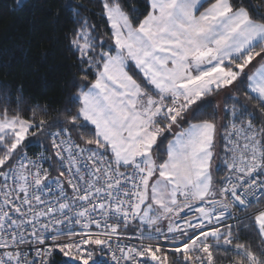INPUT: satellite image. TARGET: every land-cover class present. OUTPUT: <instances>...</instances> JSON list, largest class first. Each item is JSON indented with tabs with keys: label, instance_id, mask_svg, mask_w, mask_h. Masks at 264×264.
<instances>
[{
	"label": "snow or ice",
	"instance_id": "snow-or-ice-1",
	"mask_svg": "<svg viewBox=\"0 0 264 264\" xmlns=\"http://www.w3.org/2000/svg\"><path fill=\"white\" fill-rule=\"evenodd\" d=\"M129 9L100 0L105 36L64 5L79 73L53 119L22 115V97L9 114L0 92V264H264V0ZM132 225L136 246L121 244Z\"/></svg>",
	"mask_w": 264,
	"mask_h": 264
},
{
	"label": "trees",
	"instance_id": "trees-1",
	"mask_svg": "<svg viewBox=\"0 0 264 264\" xmlns=\"http://www.w3.org/2000/svg\"><path fill=\"white\" fill-rule=\"evenodd\" d=\"M67 2L68 0H29L20 8L16 0H0V92L10 90L13 103L9 106V114L16 109L18 97L23 98L20 107L23 109L21 114L25 116L30 115L29 107L41 105L48 107L49 115L45 118L51 120L57 115V110L63 108L68 85L73 75L79 73V69L75 67V57L69 51L68 41L65 39V33L73 26L64 11ZM75 2L87 6L89 11L85 14L97 25L100 34H110L108 23L100 15V0ZM130 3L132 7L139 9L137 16L144 13L148 6V0H130ZM122 4L125 11L130 12L129 0H122ZM129 71L141 80V74L131 64ZM18 88H22V91H17ZM73 138H77L76 133H73ZM163 138L158 140L159 150L156 154L160 156L164 155L171 136ZM220 145V153L223 155L222 139ZM32 147L38 146L33 145L27 150ZM46 147L47 143L44 142L39 148L46 150ZM220 167L223 168L222 165ZM221 175L222 173L216 172V177ZM241 240L251 242L253 246L259 242L254 230L242 235ZM51 261L54 264H65V258L58 253L53 255Z\"/></svg>",
	"mask_w": 264,
	"mask_h": 264
},
{
	"label": "built area",
	"instance_id": "built-area-1",
	"mask_svg": "<svg viewBox=\"0 0 264 264\" xmlns=\"http://www.w3.org/2000/svg\"><path fill=\"white\" fill-rule=\"evenodd\" d=\"M44 151L42 148L39 147H32L29 150H27V155L29 157L35 158V156L40 152ZM223 166V165H222ZM46 167V164H45ZM232 221H229L231 223ZM78 227V226H77ZM134 225L130 226L128 229H122V236L120 238V242L123 245L127 246H136L137 240L135 238V234L133 232ZM47 243V242H46ZM58 252H54L53 255ZM53 257V256H52ZM52 257L50 259H52Z\"/></svg>",
	"mask_w": 264,
	"mask_h": 264
},
{
	"label": "rangeland",
	"instance_id": "rangeland-1",
	"mask_svg": "<svg viewBox=\"0 0 264 264\" xmlns=\"http://www.w3.org/2000/svg\"><path fill=\"white\" fill-rule=\"evenodd\" d=\"M246 71H247V70H246ZM223 95H224V94L221 93L220 96L217 97V101L220 102L221 106H223ZM221 116H222V119L219 120V122H218V132H217V141H218V142H217V146H216V149H215V151H217L216 154H217L218 157H222V156H223V155L220 153V148H221V145H220V144H221V137H222V134H223V128H219V124L222 123V122H224V114L222 113ZM170 136H171V135H169L168 133H165L163 137L165 138V137H170ZM164 138H163V139H164ZM171 139H172V136H171ZM171 139H170V140H171ZM170 140H169V141H170ZM167 143H168V142H167ZM166 145H167V144H166ZM165 148H166V147H165ZM218 164H219V165H222V164L220 163V159H215V165H214L215 173L217 172V165H218ZM66 259H67V258H65V261H66Z\"/></svg>",
	"mask_w": 264,
	"mask_h": 264
},
{
	"label": "crops",
	"instance_id": "crops-1",
	"mask_svg": "<svg viewBox=\"0 0 264 264\" xmlns=\"http://www.w3.org/2000/svg\"><path fill=\"white\" fill-rule=\"evenodd\" d=\"M217 139H216V146H217ZM215 152H217V151H215ZM214 165H215V159H214V161H213V165H212V170H213V175H214V177H216V173H215V169H214Z\"/></svg>",
	"mask_w": 264,
	"mask_h": 264
},
{
	"label": "water",
	"instance_id": "water-1",
	"mask_svg": "<svg viewBox=\"0 0 264 264\" xmlns=\"http://www.w3.org/2000/svg\"><path fill=\"white\" fill-rule=\"evenodd\" d=\"M28 1H29V0H25L24 5H25Z\"/></svg>",
	"mask_w": 264,
	"mask_h": 264
}]
</instances>
